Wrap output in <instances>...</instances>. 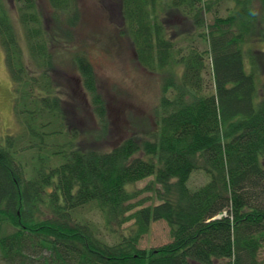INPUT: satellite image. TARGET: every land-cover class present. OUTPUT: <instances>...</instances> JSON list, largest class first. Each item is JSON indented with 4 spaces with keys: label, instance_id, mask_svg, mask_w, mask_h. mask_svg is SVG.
<instances>
[{
    "label": "trees",
    "instance_id": "trees-1",
    "mask_svg": "<svg viewBox=\"0 0 264 264\" xmlns=\"http://www.w3.org/2000/svg\"><path fill=\"white\" fill-rule=\"evenodd\" d=\"M12 1L40 73H29L8 2L0 0V42L26 129L0 143V256L6 264H259L264 0H99L118 17V35L129 40L137 62L161 83L155 124L141 135L134 125L109 150L93 149L84 132L68 131L73 123L62 110L71 105L79 112L88 99L107 131L94 65L87 51L77 50L79 0H48L47 16L39 0ZM65 62L80 75L85 100L70 92V101L63 89L54 94V73ZM58 116L65 131H46ZM62 132L64 140H50ZM32 149L39 165L23 157ZM198 171L208 181L192 187ZM151 177L144 190L155 191L158 201H136L131 185ZM93 209L96 220L85 214ZM160 220L171 240L141 248Z\"/></svg>",
    "mask_w": 264,
    "mask_h": 264
},
{
    "label": "rangeland",
    "instance_id": "rangeland-1",
    "mask_svg": "<svg viewBox=\"0 0 264 264\" xmlns=\"http://www.w3.org/2000/svg\"><path fill=\"white\" fill-rule=\"evenodd\" d=\"M7 2L10 8L11 20L19 34L23 59L27 63V67L30 68L28 69L29 73L31 75L33 73L39 74V69L34 67L30 58L28 43L25 39L23 27L18 21L15 6L12 4L13 1L7 0ZM39 2L44 16H47L49 14L48 0H39ZM79 4L81 6L82 19L75 31L77 50L78 47H81L84 51H87L94 65L99 91L105 103L107 131L100 129L99 121L90 103H88V99V102L86 101V109H82L79 112L75 111L73 109L74 106L71 105H63L64 108L62 110L63 114H66L67 118L70 119L69 121L73 123V125L68 126V131L72 129L78 133L84 132V140L89 139L91 148L109 150L128 137V131L134 125H136L135 129L138 135H141L145 132L144 128L146 126L155 124L153 118L154 107L159 102L161 83L158 75L148 72L137 62L129 40L118 35L116 27L119 23L118 17L108 7L103 6L99 0H79ZM5 51L0 42V143H5L8 135L18 137L26 130L25 125L19 122L16 113L15 103L18 92L8 67ZM54 74L55 81L59 83V87H56L54 94L59 96L61 94L59 91L63 89L66 91L65 98L70 99V101L72 96L67 94H70V92L83 100L87 98L83 94L84 90H82L79 82L80 75L69 63L65 62ZM262 85H264V74L259 79V86ZM25 103L22 102V104ZM143 119L147 123L141 126ZM55 120V125L46 127V131H59L61 129L65 131L64 125L62 127L64 118L58 116ZM40 121L38 120L39 124ZM62 133L53 134L50 140L56 141V135L61 136L59 137L60 140H64L65 133ZM94 134L102 135V137L95 140ZM32 150H28L23 157L30 166L33 161L39 165L40 162L36 158V154L34 155L33 153L37 151ZM46 155H44V158H46ZM51 160L57 163L63 162V159L55 156H52ZM153 179L151 177L131 185L132 189L138 191L136 201H141L142 199L141 202L147 205L158 201L155 191L144 190ZM207 181V175L203 171H198L192 174L190 184L192 187H199ZM153 187L158 188L159 186L153 184ZM85 214L95 220L99 218L95 209L86 211ZM170 240V227L166 221L160 220L153 223L150 233L144 237L140 246L141 248L157 247L168 243ZM258 255L259 264H264V249ZM0 264H6L1 256Z\"/></svg>",
    "mask_w": 264,
    "mask_h": 264
},
{
    "label": "clouds",
    "instance_id": "clouds-1",
    "mask_svg": "<svg viewBox=\"0 0 264 264\" xmlns=\"http://www.w3.org/2000/svg\"><path fill=\"white\" fill-rule=\"evenodd\" d=\"M252 15H253V16H255V15H256V13H255V12H253V13H252Z\"/></svg>",
    "mask_w": 264,
    "mask_h": 264
}]
</instances>
